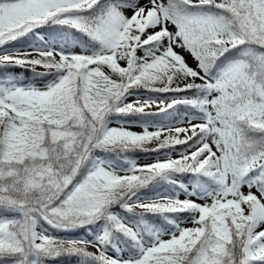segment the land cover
Masks as SVG:
<instances>
[{"label":"snow or ice","instance_id":"snow-or-ice-1","mask_svg":"<svg viewBox=\"0 0 264 264\" xmlns=\"http://www.w3.org/2000/svg\"><path fill=\"white\" fill-rule=\"evenodd\" d=\"M0 264H264V0H0Z\"/></svg>","mask_w":264,"mask_h":264}]
</instances>
